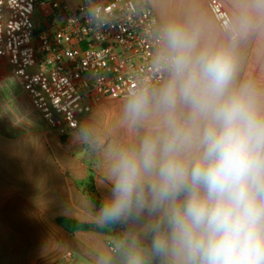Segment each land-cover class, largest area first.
I'll return each mask as SVG.
<instances>
[{"label": "clouds", "instance_id": "obj_1", "mask_svg": "<svg viewBox=\"0 0 264 264\" xmlns=\"http://www.w3.org/2000/svg\"><path fill=\"white\" fill-rule=\"evenodd\" d=\"M228 3L226 26L192 8L157 30L165 78L137 75L120 99L136 143L77 129L109 185L89 200L95 224L123 227L92 264H264V81L241 77L238 53L264 28V0Z\"/></svg>", "mask_w": 264, "mask_h": 264}, {"label": "crops", "instance_id": "obj_2", "mask_svg": "<svg viewBox=\"0 0 264 264\" xmlns=\"http://www.w3.org/2000/svg\"><path fill=\"white\" fill-rule=\"evenodd\" d=\"M147 1L162 25L182 20L195 8L210 24L215 22L219 27L206 0ZM59 2L67 5L68 11L54 8L49 0L39 2L34 13L37 31L51 29L54 14L63 18L80 3ZM220 2L229 14L228 0ZM238 53L241 77L264 81V28L242 40ZM120 99L103 98L90 114L81 116V124L92 121L104 145L136 143L143 134V130L131 133L122 125ZM101 106L106 122L98 126L93 117ZM0 107V264H92L97 250L108 243L109 237L94 230L70 233L57 220L95 224L89 199L76 182L86 179L92 169L102 200L108 195L99 151L82 145L76 139L77 130L64 136L50 130L21 82L12 75L8 60L1 56Z\"/></svg>", "mask_w": 264, "mask_h": 264}, {"label": "built area", "instance_id": "obj_3", "mask_svg": "<svg viewBox=\"0 0 264 264\" xmlns=\"http://www.w3.org/2000/svg\"><path fill=\"white\" fill-rule=\"evenodd\" d=\"M40 1L0 0V56L54 133L77 130L81 116L103 98L120 99L137 75L165 78L152 62L162 24L147 0H81L65 17L54 14L51 29L37 31ZM206 1L219 26H226L229 14L220 0Z\"/></svg>", "mask_w": 264, "mask_h": 264}, {"label": "trees", "instance_id": "obj_4", "mask_svg": "<svg viewBox=\"0 0 264 264\" xmlns=\"http://www.w3.org/2000/svg\"><path fill=\"white\" fill-rule=\"evenodd\" d=\"M95 176V172L90 169L86 179L76 182L77 187L94 204H96L97 201H102V198L95 187ZM57 223L70 233H74L80 230H94L96 232L107 235L109 239L115 232H117L116 234L122 232V228L120 225H113L102 228L96 226V224H84L73 219H58Z\"/></svg>", "mask_w": 264, "mask_h": 264}, {"label": "rangeland", "instance_id": "obj_5", "mask_svg": "<svg viewBox=\"0 0 264 264\" xmlns=\"http://www.w3.org/2000/svg\"><path fill=\"white\" fill-rule=\"evenodd\" d=\"M80 2V0H79ZM3 104V103H2ZM0 111H2V107H0ZM101 110H104L103 107L101 106L99 109L96 108V113L94 114V122L99 126V125H104L105 124V118H104V114H102L101 116ZM113 121V120H112Z\"/></svg>", "mask_w": 264, "mask_h": 264}, {"label": "water", "instance_id": "obj_6", "mask_svg": "<svg viewBox=\"0 0 264 264\" xmlns=\"http://www.w3.org/2000/svg\"><path fill=\"white\" fill-rule=\"evenodd\" d=\"M100 204V201H97V205H99ZM117 232H115V234H116Z\"/></svg>", "mask_w": 264, "mask_h": 264}]
</instances>
